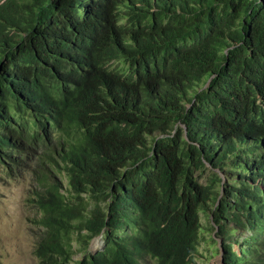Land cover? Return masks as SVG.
Segmentation results:
<instances>
[{
  "label": "trees",
  "instance_id": "trees-1",
  "mask_svg": "<svg viewBox=\"0 0 264 264\" xmlns=\"http://www.w3.org/2000/svg\"><path fill=\"white\" fill-rule=\"evenodd\" d=\"M0 164L40 264H264V0H0Z\"/></svg>",
  "mask_w": 264,
  "mask_h": 264
},
{
  "label": "rangeland",
  "instance_id": "rangeland-1",
  "mask_svg": "<svg viewBox=\"0 0 264 264\" xmlns=\"http://www.w3.org/2000/svg\"><path fill=\"white\" fill-rule=\"evenodd\" d=\"M30 181L28 172L18 170L17 174L8 176L5 167L0 164V262L2 264H40L33 255L37 230L35 231L28 221L27 217L33 215H30L32 211L30 212L25 205ZM63 181L66 182L65 179ZM202 222L205 230L202 233L196 264H222L219 243L216 239L213 241L214 233L209 231L210 223L204 214ZM103 248L104 240L99 237L93 240L89 252L96 253ZM79 258L80 256L75 257V259Z\"/></svg>",
  "mask_w": 264,
  "mask_h": 264
},
{
  "label": "clouds",
  "instance_id": "clouds-1",
  "mask_svg": "<svg viewBox=\"0 0 264 264\" xmlns=\"http://www.w3.org/2000/svg\"><path fill=\"white\" fill-rule=\"evenodd\" d=\"M89 59H90V61H94V57H92V56H90ZM106 59H108V58H106ZM112 59H114V58H112ZM111 64H112V63H111ZM211 80H212V78L208 81L206 87L209 85V83L211 82ZM214 238H215V239L218 241V243H219L220 255L222 256V255H223V249H222V247H220V243H221V245H222V240L219 239V238H216V237H215V233H214ZM222 264H224L223 257H222Z\"/></svg>",
  "mask_w": 264,
  "mask_h": 264
}]
</instances>
